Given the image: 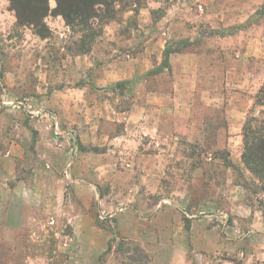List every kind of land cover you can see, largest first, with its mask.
Here are the masks:
<instances>
[{"label":"rangeland","instance_id":"1","mask_svg":"<svg viewBox=\"0 0 264 264\" xmlns=\"http://www.w3.org/2000/svg\"><path fill=\"white\" fill-rule=\"evenodd\" d=\"M48 6L39 36L0 0V154L15 167L0 203L13 193L23 225L0 234V264H264L263 174L230 155L225 105L235 73L263 80L264 0H120L70 22ZM252 116L264 107L240 121L241 154ZM136 147L164 150L160 167H127Z\"/></svg>","mask_w":264,"mask_h":264},{"label":"crops","instance_id":"2","mask_svg":"<svg viewBox=\"0 0 264 264\" xmlns=\"http://www.w3.org/2000/svg\"><path fill=\"white\" fill-rule=\"evenodd\" d=\"M258 53L262 54L264 53L262 50H257ZM251 76V77H250ZM253 75H241V77H239V74L235 73V77L233 80V83H231V86H234L231 88L230 92H229V97L226 98V107H228L229 109V113L228 115V120H229V131L228 134L230 135V140L235 141L236 145L234 146H229V151H230V155L233 156V160L236 162V160H238L239 162H241V144L239 143L238 145V138L240 139V135H238L237 132H239L240 128H241V120L244 119V116L246 115L247 112H249V110L253 107V105L255 106V102H254V98H255V94H257L259 88L261 87V85L263 84L264 81V74H263V80L261 82H259L258 84L254 83L253 80ZM159 97V95L157 96ZM160 103V102H159ZM136 117H132V119H130L129 122H134ZM156 118V119H155ZM155 125H157L158 127H160L162 129V125L168 124V123H172V119L170 120L169 118L166 117H161L160 115L158 117H155ZM237 120V123L234 121ZM237 125V126H236ZM157 130V127L155 128V131ZM162 131V130H161ZM161 133V132H160ZM102 137L105 138H109L108 135H105L104 133L102 134ZM166 135V133L164 134ZM129 135L127 136H112V143H115L117 141L121 142V140H126L128 138L127 141H129V139L131 140V138L133 139V137H131ZM132 142H135L134 140H131ZM128 145H125V148H128ZM121 148H124V146H122ZM137 151L134 152V154H131L130 151H132V149H129V154H131L132 158H130V160H128V163L126 164L127 167H130L133 163L136 164L137 166H140L144 161H148V159L153 162V169L154 168H159L161 165L160 160H162L163 158V151L160 148L155 149V151L153 152V154L147 155L144 154L143 151L139 150L136 147ZM5 155L0 154V182L5 183L8 180L14 179L15 177V167L13 165V160L14 158L10 157V152L6 151ZM104 156V155H103ZM236 156L240 157L239 159L236 158ZM129 158V157H128ZM127 158V159H128ZM9 160V161H8ZM9 162V163H8ZM9 164V165H8ZM97 170H100L102 168L105 167L104 164L99 163L97 165H95ZM94 166H91V169H89L88 175L90 176V178L95 180V175H94V171H95ZM35 170L32 171V174L30 176V178L35 177V173H33ZM156 175L153 174L152 178H155ZM96 178L99 179V177L97 176ZM31 181V179H30ZM8 196H11L10 198H7V201L2 204L0 203V234L1 233H13V232H18V231H23L22 229V224L17 228L16 226H13V224H11L10 222V217L9 215L11 214V212H15L16 209H19V207L16 205V203H14L13 201V193L9 194ZM10 200V201H8ZM24 206H29L30 205H25V203L21 204V209L23 210L25 207ZM40 204H37V207H39ZM8 212H10L8 214ZM2 235H0V239Z\"/></svg>","mask_w":264,"mask_h":264},{"label":"trees","instance_id":"3","mask_svg":"<svg viewBox=\"0 0 264 264\" xmlns=\"http://www.w3.org/2000/svg\"><path fill=\"white\" fill-rule=\"evenodd\" d=\"M119 1L56 0L54 11L67 22L73 18L82 21L90 19L96 7L100 5L108 7ZM10 3L18 24L31 26L39 36L45 35L47 27L43 19L49 13L48 0H10ZM256 98L255 106L264 107V83L259 88ZM242 138L246 150L241 154L242 164L255 174H263L262 178L264 179V119L258 120L254 116L247 118L242 127Z\"/></svg>","mask_w":264,"mask_h":264}]
</instances>
